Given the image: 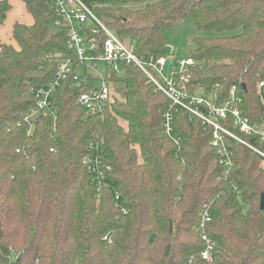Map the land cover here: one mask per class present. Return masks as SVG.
<instances>
[{
    "label": "trees",
    "instance_id": "obj_1",
    "mask_svg": "<svg viewBox=\"0 0 264 264\" xmlns=\"http://www.w3.org/2000/svg\"><path fill=\"white\" fill-rule=\"evenodd\" d=\"M81 1L138 55L167 54L179 20L213 32L191 38L189 90L218 102L235 85L238 107L263 121L264 0ZM24 2L32 23L13 24L14 45L0 42V264H264L262 157L225 136V171L211 129L170 108L136 67L107 72L100 113L77 103L87 86L69 76L51 96L54 113L24 121L57 68L54 52L71 55L51 1ZM9 8L0 0V24ZM241 137L264 152L256 136ZM202 234L214 244L210 261Z\"/></svg>",
    "mask_w": 264,
    "mask_h": 264
},
{
    "label": "built area",
    "instance_id": "obj_2",
    "mask_svg": "<svg viewBox=\"0 0 264 264\" xmlns=\"http://www.w3.org/2000/svg\"><path fill=\"white\" fill-rule=\"evenodd\" d=\"M57 15L55 23L66 29L67 48L70 54L54 52L57 68L45 87L35 90V104L24 116V121H31L40 115L53 114L51 96L62 80L71 76L76 85L87 86L76 99L88 113H100L110 98V87L106 78L107 72L120 74L123 65H132L139 69L146 80L162 92L170 101V108H181L199 118L204 127L211 129L210 144L214 147L225 171L230 166L231 157L225 145V136L236 139L253 148L261 157L260 168L264 171V152L257 150L241 137L256 136L264 142V119L260 123H251L249 118L238 107L240 97L235 85L229 89L226 100L215 101L214 94L189 90L191 69L195 65L192 57H174L169 53L161 56L138 55L126 41L120 40L96 16L93 10L81 0H50ZM99 63L104 65L99 71ZM263 82H260L261 86ZM172 110L163 116L165 132L170 134ZM230 126V127H228ZM235 131L239 132L237 134ZM178 144V141L174 139ZM88 170H98L97 161L84 157ZM98 175L101 171L98 170ZM209 220L205 213L203 222ZM204 248L200 252L203 260L210 261L214 244L205 234L201 236Z\"/></svg>",
    "mask_w": 264,
    "mask_h": 264
},
{
    "label": "rangeland",
    "instance_id": "obj_3",
    "mask_svg": "<svg viewBox=\"0 0 264 264\" xmlns=\"http://www.w3.org/2000/svg\"><path fill=\"white\" fill-rule=\"evenodd\" d=\"M0 31V39L6 40L15 44L10 29L4 28V25ZM213 32H202L198 30L194 24V21L191 19H184L176 21L173 25V28L166 35V43L171 47V50L168 52L170 56L174 57H186L188 55V48L191 46V38L193 36H204V35H213ZM104 65L99 63V71H103ZM201 91V90H198Z\"/></svg>",
    "mask_w": 264,
    "mask_h": 264
},
{
    "label": "crops",
    "instance_id": "obj_4",
    "mask_svg": "<svg viewBox=\"0 0 264 264\" xmlns=\"http://www.w3.org/2000/svg\"><path fill=\"white\" fill-rule=\"evenodd\" d=\"M10 4V8L7 11L6 18L2 24H0V31L2 26L4 28L12 30V26L15 22L30 24L33 21L31 14L27 11L24 0H7ZM0 42L11 43L6 40H1ZM12 44V43H11ZM14 45V44H13Z\"/></svg>",
    "mask_w": 264,
    "mask_h": 264
},
{
    "label": "water",
    "instance_id": "obj_5",
    "mask_svg": "<svg viewBox=\"0 0 264 264\" xmlns=\"http://www.w3.org/2000/svg\"><path fill=\"white\" fill-rule=\"evenodd\" d=\"M166 49L169 52L171 50V47L167 45ZM260 208L261 209L264 208V193H262L261 196H260Z\"/></svg>",
    "mask_w": 264,
    "mask_h": 264
}]
</instances>
